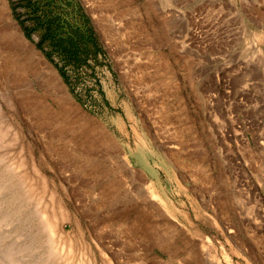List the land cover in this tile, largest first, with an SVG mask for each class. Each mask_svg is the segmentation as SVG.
I'll return each mask as SVG.
<instances>
[{
  "label": "rangeland",
  "instance_id": "1",
  "mask_svg": "<svg viewBox=\"0 0 264 264\" xmlns=\"http://www.w3.org/2000/svg\"><path fill=\"white\" fill-rule=\"evenodd\" d=\"M1 71L16 99L67 106V140L51 145L7 111L0 234L14 264H264V0H0ZM20 144L36 159L29 190L9 167ZM106 149L112 197L75 155ZM120 218L154 225L146 248L105 224Z\"/></svg>",
  "mask_w": 264,
  "mask_h": 264
},
{
  "label": "bare ground",
  "instance_id": "2",
  "mask_svg": "<svg viewBox=\"0 0 264 264\" xmlns=\"http://www.w3.org/2000/svg\"><path fill=\"white\" fill-rule=\"evenodd\" d=\"M16 95V91L15 89L13 88V85L9 83V80L7 79L6 75H5V72L4 71H1L0 73V156H4V153L3 151H1L2 147L1 145L3 146H6V147H10L12 144H13V141L12 139H10L8 136H6L5 133L7 131V128H9V126H11L13 124V122L11 121V116L9 114V112L7 111H10L11 113H13L14 116H16V118L18 119V121L23 124H25V126L27 128H31V126L33 128H38L40 129V131L43 132V136L41 138H44L46 143L47 144H50L49 141L52 140V137H54L55 135H60L62 137H64L65 140H67V134H63L62 132L63 131H68L67 130V124L65 123V112L67 110V106L64 105V102L63 100L61 99V102H60V108L57 112H54L52 109H50V107H48L45 102L39 98V97H33L30 102H27V101H22V100H18L16 99L15 97ZM8 109V110H7ZM25 116H27L28 118V122H25ZM25 117V118H24ZM14 118V117H12ZM25 119V120H24ZM21 123V124H22ZM22 124V125H23ZM19 125V124H18ZM21 126V125H20ZM74 127V126H73ZM10 129V128H9ZM28 131V130H27ZM21 132V131H20ZM29 132V131H28ZM31 134V132H29ZM33 133V132H32ZM36 133L38 134V131H36ZM25 134V133H24ZM26 135V134H25ZM19 136V135H18ZM29 136V135H28ZM74 136V135H73ZM27 137V136H26ZM33 137V136H32ZM32 139V138H31ZM36 139V138H35ZM39 140V139H38ZM69 140V139H68ZM101 141V140H100ZM103 142V141H101ZM27 143V142H26ZM104 143H107L106 141H104ZM32 144V143H30ZM28 145L27 146V151L23 152L26 148V146L24 144H20L19 145V153H20V156L17 160V162H15V164H9V167H12V168H15V170H17V173L19 174L18 175V182H20L21 186L25 189H28L32 186L33 184V171H36V168H37V165H36V159H35V156H34V153H33V149L31 148V145ZM51 145V144H50ZM50 147V146H49ZM49 147H46L48 149H50ZM75 147V146H74ZM77 147V146H76ZM76 149V148H75ZM89 151V150H88ZM106 151V152H105ZM104 152H103V155L101 158L99 157H92V155H86L84 156L83 154H76L75 155L78 157L79 159V165H84V175L85 177H89L91 178V182H90V185L92 183L93 180H101L99 179V177H105V178H108V181H107V184L105 187L106 189L105 192L104 190L102 191H98L99 194L101 195H105V193L107 194V196L109 197H112L114 196L117 191H116V186H117V183H116V180L114 178V175L115 174V170H114V167L111 166V164L108 165V160L110 162L111 160V154H110V151L108 149H106ZM43 153H47L45 150L42 151ZM90 152H93V151H90ZM95 153V152H93ZM41 154V153H40ZM2 156V157H3ZM9 156V155H8ZM125 156V155H124ZM123 156V157H124ZM43 157V156H42ZM67 156L63 157L62 159H66ZM70 157V156H69ZM2 159L1 161H4L3 158H0ZM67 160V159H66ZM71 160V159H70ZM69 160V161H70ZM11 161V160H10ZM74 161V160H73ZM65 162V161H64ZM127 162V161H126ZM9 163V162H8ZM7 163V164H8ZM74 164V163H73ZM126 164V163H125ZM124 164V165H125ZM123 165V163H122ZM112 167V168H111ZM75 170V169H74ZM14 171V170H13ZM39 171V170H38ZM80 172V170H78ZM77 171V172H78ZM82 171V170H81ZM73 173V171H71ZM78 172V173H79ZM33 173V174H32ZM126 173V171H125ZM36 174V173H35ZM40 175V174H39ZM43 175V174H42ZM78 175V174H77ZM83 175V176H84ZM76 176V174L73 175V177ZM82 176V177H83ZM44 176H42V179L45 181V177L43 178ZM81 177V175H80ZM84 178V177H83ZM82 178V179H83ZM130 178V177H129ZM82 179L81 181L79 182H82ZM86 179V178H84ZM88 179V178H87ZM86 179V180H87ZM74 181L76 180V178L73 179ZM79 180V179H78ZM85 180V181H86ZM97 180V181H98ZM96 182V181H95ZM94 182V183H95ZM80 185V183H78ZM77 184V185H78ZM84 184V183H83ZM86 184V183H85ZM100 184H103L102 182ZM76 185V184H75ZM76 185V187L78 188V186ZM82 188H83V185H81ZM98 186V185H97ZM80 187V186H79ZM100 187V186H99ZM98 188V187H97ZM135 188V187H134ZM32 189V188H31ZM75 189V188H74ZM88 189V188H87ZM29 190V189H28ZM96 189L93 188V185H92V188H90L89 192H92V194L95 195ZM98 190V189H97ZM151 190V189H150ZM87 192V191H85ZM97 192V193H98ZM148 192V191H147ZM150 192V191H149ZM26 193V192H25ZM25 195V194H24ZM89 195V194H88ZM101 195V196H102ZM147 195V194H146ZM152 195V194H151ZM99 197V196H98ZM97 198V197H96ZM95 198V199H96ZM31 199V197H30ZM99 199V198H98ZM112 199V198H111ZM100 201L98 203H101V200H103V198L99 199ZM107 200V199H106ZM103 202V201H102ZM108 202V201H107ZM112 202V201H111ZM104 203V202H103ZM102 203V204H103ZM97 204V203H96ZM105 204V203H104ZM99 205V204H98ZM106 205V204H105ZM93 206H97V205H93ZM101 206V205H99ZM98 207V206H97ZM102 207V206H101ZM77 208V207H76ZM79 208V207H78ZM77 208V209H78ZM84 208V207H82ZM80 209V208H79ZM85 209V208H84ZM114 209V208H113ZM108 210V209H107ZM116 210V209H115ZM20 211V208H18V212ZM39 211V210H38ZM41 211V210H40ZM80 211V210H79ZM43 212V211H42ZM82 212V211H81ZM39 214V213H38ZM41 214V212H40ZM39 214V215H40ZM83 215V214H82ZM91 216V215H90ZM97 216V215H96ZM118 216V215H117ZM8 217V214L6 213V210H5V207L1 204L0 205V225L1 223L5 220V218ZM41 217V216H39ZM88 217V215H87ZM99 217V216H98ZM41 219V218H40ZM88 219V218H87ZM93 219V218H92ZM105 219V218H104ZM114 219V218H113ZM90 220V218L88 219ZM42 221V219H41ZM91 221V220H90ZM157 221V219H156ZM102 222V221H101ZM107 222V221H106ZM81 223V222H80ZM104 223V222H103ZM91 224V223H90ZM93 224V223H92ZM101 224V223H100ZM107 226L111 225L112 224V227L113 229L117 230L116 232H118V235L120 234V238L121 237H124L125 241L124 243H126L129 248L125 245V247H127L128 249H130V245H133L132 243H134V240H132V236H133V233H134V230L136 229V237L139 239L138 241V245L143 248L141 245H144V247L146 248V236H147V233H148V227L149 226H154V225H149L147 224L146 222H144L143 219H134L133 221H129L128 219H124V218H120V219H116V221L112 220L110 221V223H105ZM45 225V224H44ZM55 225V224H54ZM94 225V224H93ZM92 225V226H93ZM95 225H98V224H95ZM94 225V226H95ZM115 225V226H113ZM93 226V227H94ZM103 226V225H101ZM105 226V227H107ZM117 226V227H116ZM136 226V227H134ZM1 227V226H0ZM43 227V226H42ZM50 227L54 230V226H46V228H48L50 230ZM92 227V229H93ZM96 228L98 226H95ZM94 227V228H95ZM111 227V228H112ZM116 227V228H114ZM91 228V227H90ZM103 228V227H102ZM110 228V229H111ZM42 229V228H41ZM45 230V228H43ZM80 229V228H79ZM99 229V228H98ZM101 229V228H100ZM47 230V229H46ZM55 230H57V226L55 228ZM60 230V229H59ZM58 230V231H59ZM97 229H95L96 231ZM102 230V229H101ZM107 230L109 231V229L107 228ZM106 230V231H107ZM78 231V230H77ZM94 229H93V232H95ZM98 231V230H97ZM96 231V233H97ZM100 231V230H99ZM98 231V232H99ZM103 233L105 230H102ZM105 231V232H106ZM107 231V232H108ZM112 231V230H111ZM133 231V232H132ZM49 232V231H48ZM67 232V231H66ZM101 232V231H100ZM82 233V232H81ZM89 233V232H88ZM110 233V232H108ZM115 233V232H113ZM49 235V237L51 238L50 234L47 233ZM92 234V232H91ZM95 234V233H94ZM105 234V233H104ZM102 234V236L104 235ZM47 235V236H48ZM60 235V239H62V242H61V245L60 246V249L63 251L65 246H66V243H68L69 245V254L71 256H73V252H74V240L70 239V241H68V238L65 236V234L63 233V230L60 231L59 233ZM108 234H105L104 235V239H105V236H107ZM6 235L2 236L0 234V264H14V259H12V244H7L5 245L3 248H2V241L4 239ZM100 236V235H99ZM101 236V237H102ZM82 237V236H81ZM94 237V235H93ZM98 237V236H97ZM96 237V238H97ZM100 237V238H101ZM87 238V237H86ZM91 238V237H90ZM18 239H19V236H18ZM79 239V238H78ZM94 239V238H93ZM98 239V238H97ZM34 241V240H33ZM48 241L49 238H48ZM99 241V240H98ZM60 242V241H59ZM103 242V241H102ZM101 242V243H102ZM136 242V241H135ZM51 243H52V240H51ZM100 244V243H99ZM107 244V243H106ZM136 244V243H134ZM136 244V245H137ZM141 244V245H140ZM57 245V244H56ZM68 245L66 246V248L68 247ZM101 245V244H100ZM104 245V244H103ZM137 245V246H138ZM30 244L29 245H25V247L23 248L25 250V248H29ZM50 246V245H49ZM111 246V245H110ZM123 246V244H122ZM58 247V245H57ZM95 247V246H94ZM134 247V245L132 246ZM131 247V248H132ZM136 247V246H135ZM50 248V247H49ZM53 248V247H52ZM82 248V247H81ZM109 248V247H108ZM22 249V250H23ZM90 249L92 251H94L95 249L93 248V246L90 245ZM101 254V249L97 248ZM104 249V248H103ZM110 249V248H109ZM124 250L126 248H123ZM144 249V248H143ZM52 250V249H51ZM56 250V249H55ZM59 250V249H58ZM60 250V251H61ZM79 250V249H78ZM90 250V251H91ZM107 250V249H106ZM50 251V250H49ZM53 251H54V248H53ZM52 251V252H53ZM61 251V252H62ZM64 251H67V250H64ZM63 251V252H64ZM128 251V250H126ZM55 252V251H54ZM57 252V251H56ZM68 252L66 253V255L68 256ZM109 252V251H108ZM122 252V251H121ZM124 252V251H123ZM31 253V252H30ZM50 253V252H49ZM111 253V252H110ZM54 254V253H53ZM59 254V253H57ZM113 254V253H112ZM131 254V253H130ZM128 255L127 253V257L125 258L123 255V253L121 254L122 257H124L125 259L128 258V256L131 257V255ZM136 254V253H135ZM134 254V255H135ZM60 255V254H59ZM69 255V256H70ZM103 255V254H102ZM108 255V254H107ZM115 254H113L114 256ZM137 255V254H136ZM54 256V255H53ZM61 256V255H60ZM66 256V257H67ZM105 256V255H104ZM103 256V258H100V262L97 263V264H113L111 259L109 258H105ZM116 256V255H115ZM114 256V257H115ZM126 256V255H125ZM138 258L143 261L144 260V257L146 255H144V252H140L138 253ZM136 256V257H137ZM60 258V257H59ZM148 258V257H147ZM115 259V258H114ZM119 259V258H116V260ZM123 259V258H122ZM146 259V258H145ZM160 259V258H159ZM84 260V259H83ZM66 260H64L65 262ZM97 261V260H96ZM159 261V260H158ZM147 262V261H146ZM150 262V261H149ZM160 262V261H159ZM29 263V262H28ZM72 263V262H71ZM70 263V264H71ZM120 263V262H118ZM130 263V262H129ZM133 263V262H132ZM138 263V262H137ZM91 264V263H90ZM123 264V262L121 263Z\"/></svg>",
  "mask_w": 264,
  "mask_h": 264
}]
</instances>
